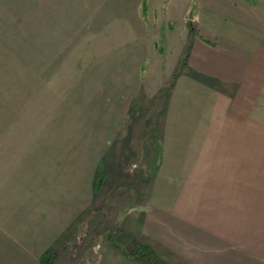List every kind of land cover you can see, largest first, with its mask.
<instances>
[{
  "label": "rangeland",
  "instance_id": "obj_1",
  "mask_svg": "<svg viewBox=\"0 0 264 264\" xmlns=\"http://www.w3.org/2000/svg\"><path fill=\"white\" fill-rule=\"evenodd\" d=\"M119 5L0 0V182L6 171L15 184L28 182L15 204L19 209L27 201L29 208L25 244L49 243L46 264H147L142 256L181 264L139 231L138 211L156 203L150 191L166 163L145 161L155 154L151 143L143 144L142 161L125 147L140 117L158 121L160 108L182 107L178 76L185 54L173 63L184 35L160 14L132 19ZM189 23L183 19L180 26L188 31ZM136 133L134 151L141 144ZM142 167L150 171L138 178ZM83 185L91 201L78 204V226H67L50 243L48 233L41 235L42 220L67 203L54 194L59 189L67 198ZM21 226L14 223V231ZM134 244L141 248L132 255L127 250Z\"/></svg>",
  "mask_w": 264,
  "mask_h": 264
},
{
  "label": "crops",
  "instance_id": "obj_2",
  "mask_svg": "<svg viewBox=\"0 0 264 264\" xmlns=\"http://www.w3.org/2000/svg\"><path fill=\"white\" fill-rule=\"evenodd\" d=\"M113 1L132 19L160 14L184 35L174 47L176 59L185 54L178 76L182 107L160 108L158 121L140 117L132 136L126 134L127 155L142 161L143 144L151 143L155 157L145 161L166 163L151 187L156 203L138 211L140 235L181 264H264V0ZM183 19L190 32L180 26ZM136 132L141 144L134 151ZM147 171L142 167L137 177ZM8 173L0 182V264H39L49 243L25 244L29 208L27 201L19 209L15 204L18 189L29 184L22 178L15 184ZM75 189L67 198L55 191L67 203L42 220L41 235L48 233L50 243L77 221L78 204L89 206L88 189Z\"/></svg>",
  "mask_w": 264,
  "mask_h": 264
},
{
  "label": "trees",
  "instance_id": "obj_3",
  "mask_svg": "<svg viewBox=\"0 0 264 264\" xmlns=\"http://www.w3.org/2000/svg\"><path fill=\"white\" fill-rule=\"evenodd\" d=\"M142 6H143V8H145V2H143V4H142ZM137 243V242H136ZM135 245L136 244H134V246H133V248L132 249H130V250H127L129 253L131 252L132 253V255H135V253L137 254V250L139 249V248H141L140 246H136L135 247ZM146 249H148L147 247H145ZM49 254H51L52 255V251H51V249H48V250H45V251H43L40 255H39V257H38V263L39 264H46V261H47V259H48V255ZM136 256H134V258H135ZM140 260H142V261H144V262H146L147 264H161V260L160 259H154V258H151V257H149V258H147V256H142V257H138ZM50 259V258H49ZM151 260V261H150ZM160 261V262H159Z\"/></svg>",
  "mask_w": 264,
  "mask_h": 264
}]
</instances>
